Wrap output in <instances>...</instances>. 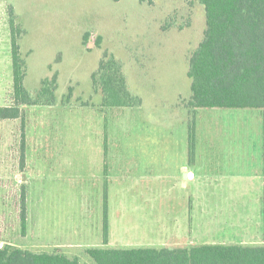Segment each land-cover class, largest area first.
<instances>
[{
  "label": "rangeland",
  "instance_id": "obj_1",
  "mask_svg": "<svg viewBox=\"0 0 264 264\" xmlns=\"http://www.w3.org/2000/svg\"><path fill=\"white\" fill-rule=\"evenodd\" d=\"M11 18L21 30L18 43L26 62V88L36 93L45 79L54 77L57 88L55 104L23 106L24 124L22 119L0 120L2 246L58 250L79 257L83 264H96L86 254L88 248L149 246L175 232L185 233L192 222L204 226V244H264V109H191L183 103L192 95L189 60L206 30L202 4L0 0V106L13 104ZM112 56L121 62L129 88L142 104L88 113L87 107H98L103 99L94 90L92 74ZM97 116L110 134L117 131L132 141L133 130L135 134L139 129L147 132L143 135L147 147L150 137L156 141L149 166L161 177L158 181L166 182L158 185L155 195L144 184L137 192L130 187L117 194L113 185L109 191L100 186L86 191L92 164L85 161L86 155L80 156L86 154L85 140L91 137V121ZM191 119L196 137L193 155ZM189 168L203 178L193 208ZM183 182L189 188H182ZM106 194L108 243L104 242ZM150 201L156 204L157 220L149 222L161 224L132 226L134 203ZM120 203L126 205L125 221L118 213ZM169 215L175 219L171 226L164 225ZM231 221L239 226L217 225Z\"/></svg>",
  "mask_w": 264,
  "mask_h": 264
},
{
  "label": "trees",
  "instance_id": "obj_2",
  "mask_svg": "<svg viewBox=\"0 0 264 264\" xmlns=\"http://www.w3.org/2000/svg\"><path fill=\"white\" fill-rule=\"evenodd\" d=\"M152 1V0H149ZM204 6L206 30L189 60L191 109L200 107L264 109V0H190ZM12 27L13 104L0 106V120L22 119L23 106L56 103L57 77L45 79L36 93L25 86L26 62L18 43L21 30ZM93 87L102 93L103 107H138L142 104L128 85L123 66L115 57L103 59L92 74ZM24 127V125H23ZM25 130V127H24ZM25 132V131H24ZM190 153L196 145L195 120L189 123ZM25 144V142H24ZM23 158L25 160V145ZM21 219L27 221V199ZM108 199L105 195L104 242L108 243ZM96 264H264V244L207 243L192 247L88 248ZM0 264H83L77 256L34 251L0 244Z\"/></svg>",
  "mask_w": 264,
  "mask_h": 264
},
{
  "label": "crops",
  "instance_id": "obj_3",
  "mask_svg": "<svg viewBox=\"0 0 264 264\" xmlns=\"http://www.w3.org/2000/svg\"><path fill=\"white\" fill-rule=\"evenodd\" d=\"M53 109V107H49ZM107 107L102 105L98 107H87L85 110H88V113H98ZM140 108V107H135ZM136 122H139V118H134ZM101 117H96V119L91 122L94 124L91 128V137L86 138L85 143L88 146L86 149V154L80 156L83 157L86 155V162H90L92 165L88 168V174L86 178L88 184L90 185L86 191H89L92 187L100 186L109 191L110 187L115 188L116 193H123L127 188H134V191L137 192L136 188L144 184L148 191L155 195L157 193V187L159 184L165 183L166 181L160 182V176H157L156 171L150 168L149 160L151 156V146H155L156 141L151 139L148 140V147L146 146V141L143 138V135H146L147 132H141L139 129L133 130L132 141L128 138L119 137V133L114 131L113 134L108 132V128L102 124ZM145 126V125H144ZM145 129V128H144ZM148 135L151 136V133L148 131ZM132 145V148L130 146ZM146 147L143 148V147ZM126 147L129 149H126ZM150 147V149H149ZM184 168L187 169V166ZM187 177L191 184L189 190L190 192V201L191 207L198 200V192L201 191L202 186V175L196 173L195 168H189L187 171ZM115 180V181H114ZM170 180V179H169ZM168 180V181H169ZM182 188H189L187 184ZM92 190V189H91ZM171 191V189H169ZM109 193V192H107ZM197 204V203H196ZM122 207H119V206ZM119 210L120 219L125 221V209L126 205L120 203L117 207ZM156 204L153 202H145L144 204L134 203L132 207L133 215V225H160V222H149L152 221L151 218L157 220L155 215ZM190 210V208H189ZM109 211V205H108ZM167 219L164 225L171 226L174 224V218L172 215ZM146 218L147 222H141L140 219ZM165 218V217H164ZM235 220V218H233ZM230 223L235 228L238 227L237 221L231 222H218V226H224ZM235 224V225H233ZM204 226L200 224H192L189 227V230H185V233L179 234L175 232L170 236H167L165 240L157 242L156 244H151L149 246H138L136 248H165V247H192L196 245H201L206 243L204 240L205 234L203 233ZM150 243V242H148ZM215 243V242H213Z\"/></svg>",
  "mask_w": 264,
  "mask_h": 264
}]
</instances>
